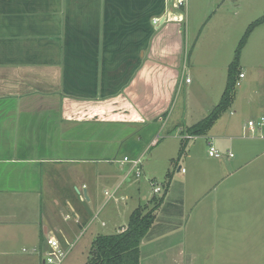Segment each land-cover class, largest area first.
<instances>
[{
    "label": "crops",
    "instance_id": "0c3cea01",
    "mask_svg": "<svg viewBox=\"0 0 264 264\" xmlns=\"http://www.w3.org/2000/svg\"><path fill=\"white\" fill-rule=\"evenodd\" d=\"M176 9L170 0H0V264H45L48 239L63 264H76L78 241L123 231L149 202L129 208L127 195H115L132 173L145 175L131 162L168 125L162 192L170 180L139 264H264V127H247L264 116V88L257 102L235 93L229 114L246 98V124L222 114L202 136L221 158L196 150L185 131L206 116L188 123L187 99L174 112L190 58ZM231 24L216 14L203 30L214 36ZM238 222L251 246L244 253Z\"/></svg>",
    "mask_w": 264,
    "mask_h": 264
},
{
    "label": "rangeland",
    "instance_id": "374dc122",
    "mask_svg": "<svg viewBox=\"0 0 264 264\" xmlns=\"http://www.w3.org/2000/svg\"><path fill=\"white\" fill-rule=\"evenodd\" d=\"M176 10L183 13L186 21V58L188 55L190 58L185 60L183 83L176 91L174 112L175 114L179 113L183 109L181 103L187 99L186 102L189 101L187 104L190 110V118L187 121L188 123H194L204 115L207 116L219 102L227 79L228 65L234 57L236 46L248 25L264 14V0H187L183 7ZM216 14L230 15L232 24L212 36L210 33H206L203 27ZM196 27L198 30H195ZM201 31L202 33L198 38V33ZM239 71L243 74V78L237 80L238 85L235 84V93L242 90L246 98L249 95V97H254V101L257 102L259 100L258 92L264 88V25L259 26L251 33L243 47L239 57ZM186 79L191 80L192 83L186 84L184 82ZM246 98L242 100L241 97H238L235 105L237 107L236 114H229L235 107L229 108L224 113L227 119L237 125L246 124L249 115H251ZM168 130L169 125L167 129L164 128L156 132L159 144L156 147L154 145L148 147L146 153L141 156L140 164L144 167L145 175L141 171V176L136 178L132 173L124 186L120 187L119 192L115 195L118 199L127 195L128 199L125 202L129 208L134 207V205L142 206L149 202L148 200L153 196V187L148 181L149 178H155L154 183L161 188L160 184L164 181L166 173L162 169L164 164L163 154L166 151V146H170V141L167 140ZM207 140L200 136L190 141L195 144L196 150L200 148V151L205 150L207 152ZM236 150H238V154H241L243 148L238 145ZM181 165H183L184 171L191 172L188 165L185 163ZM173 167L168 164V168L172 169ZM241 230L246 231L245 227L238 222V250H242L244 253L246 250L243 246L248 248L251 246L249 242L243 244L242 241H248V238L247 234L244 235ZM224 240L226 242L224 247L226 245L227 249L226 257H228L227 254H230L233 246L229 243L231 239L226 238ZM240 243L243 245H239ZM90 248V244H84L82 241L76 243L72 251L73 254L76 255L81 252L85 257L82 256L81 260L75 262L76 264H86L88 262ZM87 250V254L84 253ZM248 254H250V251H248ZM246 263L240 259L221 261V264Z\"/></svg>",
    "mask_w": 264,
    "mask_h": 264
},
{
    "label": "trees",
    "instance_id": "16d2710c",
    "mask_svg": "<svg viewBox=\"0 0 264 264\" xmlns=\"http://www.w3.org/2000/svg\"><path fill=\"white\" fill-rule=\"evenodd\" d=\"M262 25H264V14L248 25L236 46L233 59L228 65L226 84L219 102L201 121L186 128L187 136L206 135L220 116L230 108L235 96V84L241 74L239 71L241 51L251 33ZM183 151V146H180L178 156H181ZM169 180L170 175L167 174L162 194L153 195L146 206L138 207L131 212L127 227L123 231L95 238L86 264H139L140 243L150 234L156 219V211L163 201Z\"/></svg>",
    "mask_w": 264,
    "mask_h": 264
},
{
    "label": "built area",
    "instance_id": "2783aa9c",
    "mask_svg": "<svg viewBox=\"0 0 264 264\" xmlns=\"http://www.w3.org/2000/svg\"><path fill=\"white\" fill-rule=\"evenodd\" d=\"M173 2L176 8H181L186 4L187 0H170ZM154 26H158L159 19H153L152 21ZM243 78V74L239 75V79ZM238 85V83H236ZM247 127L251 130L262 129L264 127V116L260 117L257 121H249L247 123ZM186 138L190 139L191 136H186ZM207 155L211 158L219 159L222 157V153L215 148L211 140H207ZM231 153H228V157H232ZM125 162L128 161L127 158L123 159ZM131 171L136 170V176H140L139 165L140 159L131 162ZM153 187L154 194H160L162 192V188L157 186L154 182L151 184ZM109 197H113V195H109ZM47 245L50 247L49 252L46 253L44 263L45 264H63L64 259L66 257L65 253L60 251L58 243L53 239L47 240Z\"/></svg>",
    "mask_w": 264,
    "mask_h": 264
}]
</instances>
